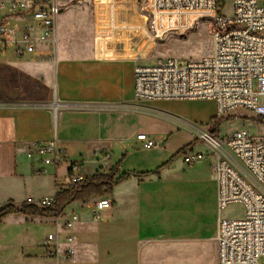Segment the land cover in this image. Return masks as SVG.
I'll return each instance as SVG.
<instances>
[{
	"label": "crops",
	"instance_id": "0c3cea01",
	"mask_svg": "<svg viewBox=\"0 0 264 264\" xmlns=\"http://www.w3.org/2000/svg\"><path fill=\"white\" fill-rule=\"evenodd\" d=\"M114 10L115 27L124 28L128 17L125 15L123 18L120 6ZM107 16L105 11L103 21L107 20ZM102 19L98 21L96 32H92V42L84 47H75L63 36L68 25L66 17L60 14L55 62L43 57L20 58L9 49L14 59L0 63L2 69L30 81L33 84L31 93L34 94V98L28 99L22 93L24 83L21 81L18 85L20 93H12L19 97L18 101L0 102V208L9 202L15 205L28 201L36 204L44 199H53L57 185H64L73 163L81 162L84 177L96 173L109 174L118 167L119 175H129L127 180L113 187L110 195L91 197L69 205L63 217L74 212L80 218L72 231L77 240V259L79 247H89L87 243L94 237L96 224L103 221L110 224L122 239L134 242L131 261L126 264L135 261L142 264L144 251L157 242L173 245L200 240L199 232L192 225L181 226V212L188 215L189 220L196 214L190 204L181 202L180 197L185 190H204L212 220L202 239L214 237L217 219L213 222V215L218 214L216 183L211 172L214 159L210 156V147L200 143L196 137V143L181 152L182 161L177 158L172 162L173 154L165 162L140 147L136 141L138 135L154 138L144 133L142 126L135 124L132 118L135 114L150 111L139 107V104L159 103L137 102L134 99V67L147 64L136 61L138 56L109 52L105 45L98 43L97 34L106 30ZM118 32L114 38L122 42L124 34ZM7 52L0 58L9 55ZM41 89L45 91V96L36 93ZM151 112L153 116L169 122L168 126H179L171 118L189 123L166 112ZM121 116H130V120L126 121ZM49 142H55L64 153L65 162L61 165H44L37 158L28 156L32 147ZM197 153L207 157L191 165L184 163L185 156ZM179 165L187 166V172L197 186L190 181L192 185L185 187L182 182L173 179ZM160 167L163 168L159 170ZM100 199H108L111 209L101 214H106V220L100 217L94 221L92 204ZM38 222L53 225L54 219L9 216L1 222L0 264L15 255L44 258L43 249L38 250L32 237V224ZM14 226L17 227L15 233ZM52 228L55 231V227Z\"/></svg>",
	"mask_w": 264,
	"mask_h": 264
},
{
	"label": "built area",
	"instance_id": "2783aa9c",
	"mask_svg": "<svg viewBox=\"0 0 264 264\" xmlns=\"http://www.w3.org/2000/svg\"><path fill=\"white\" fill-rule=\"evenodd\" d=\"M231 2L232 13L226 17L220 0H146L153 27L162 15L197 12L210 19L212 46L210 54L200 60L167 58L136 65L133 86L137 102L211 101L218 117L245 110L264 118V0ZM60 14L57 0H0V56L11 49L20 58L43 57L55 62ZM171 120L211 149L219 214L214 235L216 264H259L264 258V137H254L245 130L212 136L193 124ZM136 141L144 150L160 146L144 134ZM28 156L44 165L65 162L55 142L35 145ZM205 157L201 153L187 155L184 163L191 165ZM84 178L81 162H76L63 183L74 187ZM50 202L44 199L36 204L48 206ZM233 204L242 207V218L221 219V211ZM110 209L108 199L95 201L92 219L98 221ZM79 222L74 212L54 219L55 231L43 241V257L74 261L77 240L72 231Z\"/></svg>",
	"mask_w": 264,
	"mask_h": 264
},
{
	"label": "rangeland",
	"instance_id": "374dc122",
	"mask_svg": "<svg viewBox=\"0 0 264 264\" xmlns=\"http://www.w3.org/2000/svg\"><path fill=\"white\" fill-rule=\"evenodd\" d=\"M57 1L61 7V14L66 17L68 25L67 33L63 36L67 42L72 43L75 47L76 45L77 47H84L83 45L87 46L92 42V32H96L98 21L102 19V15L106 11L107 20L103 21L102 19L106 32L103 31L97 34V42L105 45L106 50L109 52L118 51V53L124 52L128 56H138L136 61L144 62L147 65L167 58L196 61L210 54L212 22L210 19L204 18L203 15L199 16L200 13L192 12L182 16L180 14L162 15L157 18V23L163 22L164 24L156 23L155 27H153V16L145 9L146 0ZM119 6L123 12V18L125 19V15L128 17L126 24L123 25L124 28H121V26L120 28L118 26L115 27L113 14L116 11L114 9L119 8ZM222 6L223 9L221 8ZM219 7L226 17L231 16V0H220ZM152 28L156 30V34ZM117 32L124 34L122 42L114 38ZM11 52V50H8L7 53L9 55L0 58V63L13 60ZM21 81L24 83L22 93L28 99L34 98V94L31 93L33 84L30 81L0 67V102L18 101L19 97L17 98L12 93H15V91L20 93L18 85ZM36 93L46 95L43 89L37 90ZM151 103L159 104H149L147 106L139 104V107L150 111H144L146 112L144 114H135L132 119L135 124L142 126L144 133L152 135L154 140L160 144L157 149L145 151L154 153L160 160L165 162L169 161L173 154L176 156L172 162L177 158L182 161L181 153L178 156L177 154L196 142L194 135L188 130L173 124L168 126L167 123L169 122L153 116L152 110L166 112L183 118L194 126L207 131L208 134L216 130L219 137L229 136L239 130H245L254 137H264V123L257 120H264V118L257 117L249 111L235 110L228 115L218 117L214 103L211 101L174 100ZM129 117L121 116L120 118L128 121L130 120ZM200 143L205 144L204 142ZM187 169L186 165H183V167L179 165V170L173 179L182 182L185 187L192 185L190 181H193L197 186L195 180L188 174ZM180 198L182 204H190L196 211V214L192 215L191 220H189L188 215H184V212H181V226L192 225L196 232H199L198 238L200 240L186 244L175 243L173 245L157 242L144 251L142 264H216L214 237L202 239L207 233L212 220L211 211L205 202L204 190L190 192L185 190ZM22 204L15 206L19 207ZM105 215H101L103 220L108 218ZM218 215L217 213L213 215V222ZM242 216L243 209L238 204L230 205L220 213L221 219L237 220L242 218ZM98 222L95 226L94 237L91 242L87 243L89 247L84 248L81 245L78 259L76 256L72 262L65 261L62 257L57 260H51L40 258L38 255L25 256L23 258L15 255L5 260L3 264H126L131 261L130 256L134 252V242L131 239H122L118 232L111 229L110 224H104L103 221ZM195 223L197 224L195 225ZM52 227H54V224L50 225L40 222L32 224V237H34V244H36L38 250H42V245L40 244L49 233L54 231ZM16 231L17 227L14 228V233ZM263 263L264 258H260L259 264ZM131 264H139V262L135 261L131 262Z\"/></svg>",
	"mask_w": 264,
	"mask_h": 264
},
{
	"label": "trees",
	"instance_id": "16d2710c",
	"mask_svg": "<svg viewBox=\"0 0 264 264\" xmlns=\"http://www.w3.org/2000/svg\"><path fill=\"white\" fill-rule=\"evenodd\" d=\"M264 123V120L257 119ZM212 136H217V131L210 133ZM179 152L177 156L180 154ZM176 156V155H175ZM163 167H160L162 169ZM144 176V175H141ZM129 175L118 174L116 167L109 174L96 173L92 176L85 177L83 182L76 186L57 185V192L48 206H40L32 203H25L17 207L14 203L9 202L0 208V222L11 215H23L28 218H45L57 219L63 216L64 210L69 205L75 202H83L91 197H103L110 195L113 187L125 181Z\"/></svg>",
	"mask_w": 264,
	"mask_h": 264
},
{
	"label": "water",
	"instance_id": "95a60500",
	"mask_svg": "<svg viewBox=\"0 0 264 264\" xmlns=\"http://www.w3.org/2000/svg\"><path fill=\"white\" fill-rule=\"evenodd\" d=\"M95 1H98V0H95Z\"/></svg>",
	"mask_w": 264,
	"mask_h": 264
}]
</instances>
